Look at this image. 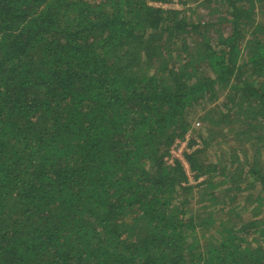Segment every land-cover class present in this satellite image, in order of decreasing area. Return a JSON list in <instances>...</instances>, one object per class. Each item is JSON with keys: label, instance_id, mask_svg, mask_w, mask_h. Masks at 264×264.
Returning <instances> with one entry per match:
<instances>
[{"label": "trees", "instance_id": "16d2710c", "mask_svg": "<svg viewBox=\"0 0 264 264\" xmlns=\"http://www.w3.org/2000/svg\"><path fill=\"white\" fill-rule=\"evenodd\" d=\"M218 1L0 0V264H264V0ZM189 131L195 185L164 160ZM226 182L258 212L200 248L192 200Z\"/></svg>", "mask_w": 264, "mask_h": 264}, {"label": "rangeland", "instance_id": "374dc122", "mask_svg": "<svg viewBox=\"0 0 264 264\" xmlns=\"http://www.w3.org/2000/svg\"><path fill=\"white\" fill-rule=\"evenodd\" d=\"M152 5L155 6H162L163 8H176L179 9L181 11H183L184 13H182L185 16V19L187 21V23L194 25L197 23H203V24H207V23H215L217 18L223 16L222 13V7L220 6V3L218 0H210V2H205V0H189L187 2L186 5H181L180 1L181 0H175L172 3H167V2H162L161 0H148ZM161 1V2H160ZM185 1V0H183ZM217 9V10H216ZM224 9V8H223ZM220 23V21H218ZM217 29H219L220 31H223L224 34L228 32V28H225V26L221 25H215L213 27H208L205 30H200V34L198 35L199 37H206V36H210L211 38L216 37L215 34H217ZM224 29V30H223ZM190 29L187 28V31H189ZM202 34V35H201ZM192 33H189L187 35H185L184 37L188 40L191 41V39L193 38ZM196 35V33H195ZM198 39V38H197ZM212 40V41H213ZM177 56L178 54H180V48L179 45L176 44V46L173 49ZM179 57V56H178ZM176 58V55L173 59ZM181 61V60H180ZM202 107H195L194 110L190 111L189 116L190 119L193 118V122H199V124L201 123V128L203 129V126H205V124L202 123V121H200V117L202 116ZM204 131H205V127H204ZM193 136V135H191ZM197 136V134L195 135ZM215 145L216 146H211V153H210V160L211 162H221L223 161L222 156H218L219 152L222 150L223 152L227 149L228 146L232 145V143H230V141L225 140L224 138L222 139H216L215 141ZM209 153V152H208ZM227 153V152H226ZM225 154L224 159L228 158V155ZM240 154V153H237ZM241 158V157H240ZM216 160V161H215ZM191 176H189V180L190 183L192 185H195L196 183H198L201 179H198L196 182L193 181L192 178H190ZM221 180V179H220ZM219 180V181H220ZM228 180V179H227ZM227 182L226 184H221V186L215 188V189H209L208 193L206 196H204L202 199H199L198 197L195 196V198L192 200V202H194L193 206H191L190 211L191 213L195 216V217H199L201 218L202 216H204L205 212L206 214L209 213L210 210V221L211 224L204 226V228L200 229V227L197 229V234L199 236L200 242H199V247L203 248V245L206 243L209 244H213L216 240H217V232L216 230H213L216 228H219V225L222 224V226L224 225H231V224H236L238 226V221L237 218H234V215H239L240 217H242L243 222H246L251 220L252 218V211L254 212H258L254 209H256L255 207L252 206V204H249L247 209L246 206H244L245 204H243V202L241 201L237 206H234L231 208V205H233L232 202H229V199L226 196L223 195H227ZM204 186H196L194 188L195 193H197L198 191H200L201 189H203ZM214 193L216 196H218L216 199L217 200H213L212 196L210 195L211 193ZM223 196V197H221ZM240 198L238 197L237 200H239ZM245 207V208H244ZM206 208H209L207 210H205ZM243 208V209H240ZM246 209V210H245ZM262 213V212H261ZM133 213H129L128 216H131ZM241 220V219H240ZM213 226V227H212ZM236 226V227H237ZM251 238V237H250Z\"/></svg>", "mask_w": 264, "mask_h": 264}, {"label": "built area", "instance_id": "2783aa9c", "mask_svg": "<svg viewBox=\"0 0 264 264\" xmlns=\"http://www.w3.org/2000/svg\"><path fill=\"white\" fill-rule=\"evenodd\" d=\"M174 1L175 0H173V2ZM194 125L195 127H197L199 123L196 122ZM195 137H196L194 138L195 143L194 145H191V146L188 145L189 140L191 139L190 131L184 135V140L175 139L172 145L169 147L167 155L164 158L165 164L169 166H173L175 162L180 163V165L183 167L185 171L186 176L188 177V180H189V176H191L190 178H192L193 181H194L193 173L188 168L187 162L185 160V155L190 154L191 152H193L195 149L198 148V144L200 141L199 139H197L198 138L197 136ZM189 183H190V180H189Z\"/></svg>", "mask_w": 264, "mask_h": 264}]
</instances>
